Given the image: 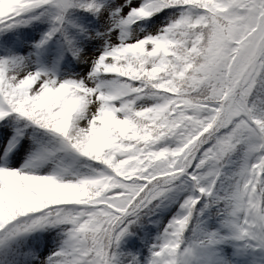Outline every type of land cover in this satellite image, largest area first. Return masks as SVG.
<instances>
[{
	"label": "snow or ice",
	"instance_id": "obj_1",
	"mask_svg": "<svg viewBox=\"0 0 264 264\" xmlns=\"http://www.w3.org/2000/svg\"><path fill=\"white\" fill-rule=\"evenodd\" d=\"M0 264H264V0H0Z\"/></svg>",
	"mask_w": 264,
	"mask_h": 264
}]
</instances>
